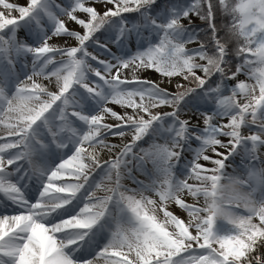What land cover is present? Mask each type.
Returning <instances> with one entry per match:
<instances>
[{"label": "snow or ice", "instance_id": "obj_1", "mask_svg": "<svg viewBox=\"0 0 264 264\" xmlns=\"http://www.w3.org/2000/svg\"><path fill=\"white\" fill-rule=\"evenodd\" d=\"M0 264H264V0H0Z\"/></svg>", "mask_w": 264, "mask_h": 264}]
</instances>
